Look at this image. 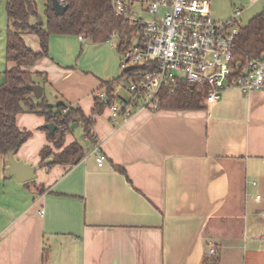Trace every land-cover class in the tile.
<instances>
[{
	"label": "crops",
	"instance_id": "1",
	"mask_svg": "<svg viewBox=\"0 0 264 264\" xmlns=\"http://www.w3.org/2000/svg\"><path fill=\"white\" fill-rule=\"evenodd\" d=\"M209 1L219 20L240 9L244 25L264 9V0ZM122 60L110 44L52 35L48 57L26 69L47 76L43 96L48 88L51 101L91 117L104 82L119 78L118 97L120 84L126 90ZM94 121L103 167L84 133L80 163L45 169V118L19 115L31 137L14 158L35 166V179L15 182L3 169L0 264H203L217 255L219 264H264V90L229 89L209 107L143 110L118 123L104 107ZM73 133L65 146L80 143Z\"/></svg>",
	"mask_w": 264,
	"mask_h": 264
},
{
	"label": "built area",
	"instance_id": "2",
	"mask_svg": "<svg viewBox=\"0 0 264 264\" xmlns=\"http://www.w3.org/2000/svg\"><path fill=\"white\" fill-rule=\"evenodd\" d=\"M65 6L64 0H59ZM114 16L136 29L130 46L122 53L126 91L109 106L111 122L127 121L143 110L159 111L162 95L200 87L206 92L205 105H214L224 92L237 89L245 95L264 90V55H240L237 37L241 23L237 9L227 20L214 17L209 0H109ZM107 43L118 48L117 32ZM96 97L107 103L105 93ZM98 167L107 156L95 139ZM253 182V186H256ZM257 204L261 194H247ZM43 212V211H41ZM264 219V212L261 214ZM264 241V235L259 237ZM209 255H216L214 248Z\"/></svg>",
	"mask_w": 264,
	"mask_h": 264
},
{
	"label": "trees",
	"instance_id": "3",
	"mask_svg": "<svg viewBox=\"0 0 264 264\" xmlns=\"http://www.w3.org/2000/svg\"><path fill=\"white\" fill-rule=\"evenodd\" d=\"M44 1L46 22L40 24L37 0H6V12L11 25L7 35L6 61L15 65L4 72V80L0 83V159L5 160L10 152L17 153L31 137V132L18 127L19 115L36 113L45 118L46 124L56 126L54 133L43 128L50 145L42 149L40 165L49 169L54 165L75 166L83 160L86 156L83 146L76 141L65 146L66 138L74 131L73 125H82L86 138L95 143L94 115L100 114L104 107L116 101L118 94L115 85L119 78L103 83L100 91L105 93L107 103L96 97L93 116L88 117L81 108H73L65 103L49 105L44 96L37 100L26 86L40 82L45 85L48 78L44 73L26 68L48 57L49 38L52 35H70L100 44L106 43L117 32L120 38L117 49L122 54L130 46L136 29L114 16L109 0H64L67 10L61 15L53 11L52 0ZM26 34L38 37L40 51L28 47L23 37ZM237 49L240 55L256 58L264 54V9L246 25H240ZM126 76L123 72L120 78ZM205 99L206 92L202 88L195 87L192 90L184 85L174 94L165 92L162 95L160 110L201 109ZM117 169L125 172L121 167ZM219 263L220 257L217 255L203 264Z\"/></svg>",
	"mask_w": 264,
	"mask_h": 264
},
{
	"label": "rangeland",
	"instance_id": "4",
	"mask_svg": "<svg viewBox=\"0 0 264 264\" xmlns=\"http://www.w3.org/2000/svg\"><path fill=\"white\" fill-rule=\"evenodd\" d=\"M38 3V9H39V13L41 14V18L43 19V22H46V14H45V1L44 0H37ZM242 24H245V20H242ZM10 22L7 16V12H6V0H0V74H1V79H0V83L4 80V72H6L7 68H8V63L6 61V48H7V35H8V31L10 28ZM28 47H30L32 50L38 52L40 51V45H39V39L36 35L34 34H26L23 36ZM107 43V42H106ZM81 47L84 46H89L88 42H80L79 43ZM109 44V43H107ZM112 45V44H110ZM35 67V66H34ZM119 91L121 94L122 98H125L128 96L126 90L124 89V87L122 86V84H120L119 87ZM45 100L47 101V103L49 105H53L56 104V102L53 100L51 101L50 95H49V89H46L45 92ZM26 115H33L35 117H42L40 114H36V113H25ZM74 136L77 138V140L80 142L81 145L85 147H88L90 145V143L88 141H86L84 139V132H83V127L82 125H79L77 128H75L74 130ZM4 182L5 179H2V181H0V197L4 195V191L6 192V189L4 190ZM17 182V181H15ZM17 184V183H16ZM9 189L12 190V192L14 194H16V196H20V192L22 190H18V189H12L9 187ZM261 234L259 235H264V229L261 230L260 232Z\"/></svg>",
	"mask_w": 264,
	"mask_h": 264
},
{
	"label": "water",
	"instance_id": "5",
	"mask_svg": "<svg viewBox=\"0 0 264 264\" xmlns=\"http://www.w3.org/2000/svg\"><path fill=\"white\" fill-rule=\"evenodd\" d=\"M52 9L56 14L61 15L66 12L67 6H62L59 3V0H52ZM39 23L43 24V19L41 17L39 18ZM90 42L93 43L92 41ZM134 69V67L130 66L127 67L124 72L128 73ZM26 88L33 93L37 100H40L43 97L44 87L42 85H27ZM75 127L76 125H73V128ZM46 128L50 133H54L56 130V126L54 124H47ZM14 154L15 152H10L6 160L0 159V178L2 177L3 169H5L9 172V178L13 177L19 183H26L34 180L36 170L35 166L16 160L14 158Z\"/></svg>",
	"mask_w": 264,
	"mask_h": 264
}]
</instances>
